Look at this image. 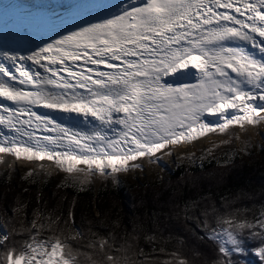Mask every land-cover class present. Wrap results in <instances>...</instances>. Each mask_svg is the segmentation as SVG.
<instances>
[{
    "label": "snow or ice",
    "instance_id": "obj_1",
    "mask_svg": "<svg viewBox=\"0 0 264 264\" xmlns=\"http://www.w3.org/2000/svg\"><path fill=\"white\" fill-rule=\"evenodd\" d=\"M113 8L26 53L0 46V127L11 133L0 132V153L115 177L141 168L142 158L160 162L170 145L264 127V0H133ZM58 117L99 126L84 131ZM247 147L240 151L251 155ZM209 207L194 200L183 209L196 225L191 243L214 245L206 256L176 249L161 261L128 240L116 246L114 236L85 234L68 208L34 213L28 227L0 225V264H243L235 257L246 254L247 240L259 241L253 251L264 261V211L249 219L247 209Z\"/></svg>",
    "mask_w": 264,
    "mask_h": 264
},
{
    "label": "trees",
    "instance_id": "obj_2",
    "mask_svg": "<svg viewBox=\"0 0 264 264\" xmlns=\"http://www.w3.org/2000/svg\"><path fill=\"white\" fill-rule=\"evenodd\" d=\"M245 142L251 155L240 151ZM227 158L233 162L224 166ZM29 170L21 175L0 171L1 225L19 221L15 223L17 229L21 224L28 227L33 214L41 210L51 215L54 210L55 214H61L74 208L85 234L91 229L97 239L114 236L116 246L128 240L161 261L170 259L169 254L176 249L193 258V249H199L206 256L214 247L207 241L191 243L194 238L189 229L196 225L185 220L186 202L198 201L209 211L210 205L215 206L220 214L247 209L245 215L249 219L264 211V133L258 139L237 145L228 143L186 155L171 169H166V175L155 180L120 174L101 178L96 184L89 176L37 170L28 176ZM152 235L156 238L149 242L145 237ZM88 243V238L81 241L82 251L89 250ZM257 247L259 241L247 240L246 254L235 259L243 264H264L253 251Z\"/></svg>",
    "mask_w": 264,
    "mask_h": 264
},
{
    "label": "bare ground",
    "instance_id": "obj_3",
    "mask_svg": "<svg viewBox=\"0 0 264 264\" xmlns=\"http://www.w3.org/2000/svg\"><path fill=\"white\" fill-rule=\"evenodd\" d=\"M4 1H6L9 5L14 7L15 9L21 11L20 14L22 16L21 18H18L17 21L20 26L30 28L33 30L47 31V34L50 33L51 30L59 29L61 25L80 24L83 21L87 20L89 17L99 12L102 15H105V13H103L104 11L108 12L114 9L113 4L123 7L124 4H129L133 2V0H113L108 5V2H110L111 0H4ZM138 1H142V0H137V2ZM95 2H100V4H98L95 8L97 12L86 15L89 11L93 9L94 7L93 3ZM103 4L106 5L102 6ZM0 46H2L4 50L15 49L25 53L37 47L30 44L27 45L17 44L11 40H6L3 38L0 39ZM250 50L254 51V49H250ZM195 79H196L195 75L190 77V80L192 81H194ZM40 108L48 110L43 107ZM62 118L75 123L76 125L84 128L86 131H90L93 128L99 126V122L96 121L95 119H90L89 121L86 122L79 118H68V117H62ZM207 119L209 122L212 123L221 122L218 116H208ZM246 127H247V131L239 128L238 126H234L232 129H230L229 133L227 134L209 133L208 136L201 137L195 141H190V142L184 141L181 142L180 144L170 145L169 149H167L166 151H168V153L172 155L174 151L179 148H184V147L187 148L190 146L196 147L204 144L206 141L214 137L225 138L227 136H232V137H235L236 135L243 136L248 133L258 134V132L262 128V127H252V126H246ZM110 134L114 135V132H110ZM0 161L1 162L11 161L12 163H14V165L43 163L44 165H49L53 167L56 171H62V170H58L55 166H53L51 162H35V161L30 162L23 159L17 160L13 155L4 154V153H0ZM140 163H142V167L139 168L140 170H145L147 167H149L152 164L151 162H149L147 158H142ZM130 170H137V169H130ZM95 176L106 177L108 175L97 174Z\"/></svg>",
    "mask_w": 264,
    "mask_h": 264
},
{
    "label": "rangeland",
    "instance_id": "obj_4",
    "mask_svg": "<svg viewBox=\"0 0 264 264\" xmlns=\"http://www.w3.org/2000/svg\"><path fill=\"white\" fill-rule=\"evenodd\" d=\"M113 0H111L110 2H108V5L112 2ZM100 4V2H95L93 3V9L91 11H89L86 15L92 14V13H96L97 10H95L96 6ZM106 4H103L102 6H105ZM116 11V9L114 8L113 10H110L108 12H114ZM103 13H107V11H104ZM264 133V127L261 128V130L258 132V134H252V133H248L246 135L240 136V135H236L235 137L232 136H227L225 138H218V137H214L209 139L208 141H206L204 144L196 146V147H184V148H179L177 150L174 151V153L171 154H167L165 156H163L161 158L160 162L157 163H152L149 167H147L145 170H130L127 173H121V175H134V176H138L139 178H142V176H144L145 178L151 179V180H155L156 178H162L163 175L165 174V170L168 168H172L176 163H178L184 156L186 155H191L193 153L197 154V152L201 151V152H206V151H210L212 148L214 147H220L223 144L220 143V141L222 140H229V144H240L242 141H246L249 139H258L260 138ZM238 137V138H237ZM225 145V144H224ZM40 164H19V165H14V163L10 162H1L0 161V171L1 170H7L10 172V174L13 173H18L19 175L23 174V172L27 169H34L37 171H40L42 173H46V172H50L51 174H61V173H65L64 171H56L53 167L49 166V165H44L43 168L40 167ZM85 174L81 175L84 177H91L92 180L97 184L99 182V180L101 178H105L103 176H92L87 172H83ZM68 174V173H66ZM120 175V174H119ZM114 175H108L106 177H111ZM96 212H98V209L96 207ZM1 225V223H0Z\"/></svg>",
    "mask_w": 264,
    "mask_h": 264
},
{
    "label": "water",
    "instance_id": "obj_5",
    "mask_svg": "<svg viewBox=\"0 0 264 264\" xmlns=\"http://www.w3.org/2000/svg\"><path fill=\"white\" fill-rule=\"evenodd\" d=\"M139 3L141 2V1H138ZM100 13V12H99ZM178 82H182V81H178Z\"/></svg>",
    "mask_w": 264,
    "mask_h": 264
}]
</instances>
